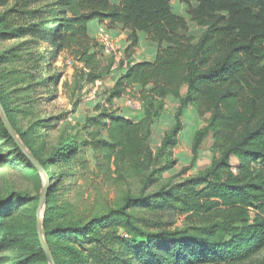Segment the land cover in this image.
<instances>
[{"label": "trees", "instance_id": "trees-1", "mask_svg": "<svg viewBox=\"0 0 264 264\" xmlns=\"http://www.w3.org/2000/svg\"><path fill=\"white\" fill-rule=\"evenodd\" d=\"M40 4L54 19L40 18L29 28L31 34L50 43L56 57L72 53L88 83L110 75L113 66V61L102 65L106 56L91 35L95 21L130 32L128 63L106 93V109L87 120L88 140L81 144L66 135L46 159L18 129L8 92L0 86V103L15 133L47 173L59 162L79 163L83 148L89 147L117 176L116 184L127 189L139 185L128 190L118 209L83 225L61 220L49 189L42 234L55 263L264 264V0H27L20 14L34 20L38 10L32 6ZM5 31L0 30V38L11 40ZM140 34L158 47L153 61L130 60ZM126 96L142 102L140 113L112 110ZM167 101L179 104L178 112L154 151L150 137ZM190 107L200 117L209 115L205 127L194 132L191 166L197 168L209 138L211 164L195 175L184 178L186 168L164 180L177 164L173 151L185 128L181 116ZM0 139L12 146L0 155V165L21 162L39 175L9 134L1 112ZM39 200L40 193L18 192L0 199V264H50L39 240L36 207L28 221L14 216ZM178 217L184 218V227L173 229ZM64 236L74 247L59 253L52 243Z\"/></svg>", "mask_w": 264, "mask_h": 264}, {"label": "rangeland", "instance_id": "rangeland-1", "mask_svg": "<svg viewBox=\"0 0 264 264\" xmlns=\"http://www.w3.org/2000/svg\"><path fill=\"white\" fill-rule=\"evenodd\" d=\"M111 1L113 4L119 3V0ZM26 3L27 0H0V30H6L13 35L11 40L0 38V86L3 91L8 92L7 96L13 111L12 117L18 129L28 134L33 142L32 145L39 149L42 157L46 159L57 147L61 138L66 135L76 137L81 144L88 140L91 125L85 129L86 122L89 118L99 116L102 110L106 109L103 101L109 89L104 85L97 86L98 81L95 86L88 83L83 73V65L72 53L63 52L56 57L50 43L31 34L29 30L31 25L39 24L40 18H43L44 22L53 21L54 16L45 4H40L32 6V9L38 10L34 16L36 19H29V16L20 14L23 13L21 8L23 9ZM173 4L177 8L175 1ZM193 32L198 33L195 26H193ZM145 37L141 34L139 47L145 46L149 50V46L144 43ZM94 39L97 42L96 38ZM126 50L127 47L122 46L120 54L116 53L114 57H103L101 59L103 67H108L113 61L112 69L115 70H111L112 73L125 70L121 63L123 61L128 63ZM138 52L143 53L142 49ZM133 57L130 60L134 62ZM143 58L146 56L140 57L142 60ZM45 80L49 83H45ZM97 89L98 92L95 93ZM135 93L138 92L135 91ZM121 105L126 108L123 103L114 105L112 110L120 112ZM178 108L179 104L166 102L164 117L159 119V126L157 129L153 128L150 137L149 144L152 149L158 148L163 130L174 126ZM208 118L209 115L200 117L194 108L184 111L181 119L185 128L181 135L186 136V142L183 143L184 146L177 145L174 148L172 160L177 161V164L171 173L163 176L164 180L179 175L186 168H189V171L183 176L184 178L195 175L211 164L212 139L209 138L202 145L198 169L191 166L193 155L190 146L187 145L190 140V142L193 140V132L205 126ZM15 136L23 144L18 134L15 133ZM180 142L179 145L182 144ZM24 147L29 152L25 145ZM0 150V155H5L12 151V146L0 139ZM14 157H16L15 154L12 155V158ZM71 159L77 158L71 157ZM26 167L21 162H17L15 166L0 165V199L8 198L16 192L28 194L31 197L40 193L41 198L46 181L49 180L50 190L53 192L52 205L59 208L63 215L61 220L69 225H83L86 221L105 214L111 209H118L128 190L136 191L139 187L136 184L127 189L126 186L116 184L114 179L117 176L89 147L83 148L79 163L73 160L59 162L58 165L51 166L46 174L39 171L37 175ZM35 207L37 221L39 209L44 211L46 207V202L41 205L40 200L36 206L17 209L14 216L28 221L32 219ZM175 220L173 229L184 227V218L178 217ZM52 246L59 253L65 252L67 247H74L71 245V239L65 236L55 240ZM49 262L52 264L50 260ZM85 264H91V262L86 261Z\"/></svg>", "mask_w": 264, "mask_h": 264}, {"label": "crops", "instance_id": "crops-1", "mask_svg": "<svg viewBox=\"0 0 264 264\" xmlns=\"http://www.w3.org/2000/svg\"><path fill=\"white\" fill-rule=\"evenodd\" d=\"M101 26H104V25H101L100 24V22H98V21H95L94 23H92V28H93V34L91 33V35H92V37L93 38H96L97 37V33H98V31H99V28L101 27ZM111 32V34H112V36L114 37V38H116V40L119 42V44H120V46L122 45V46H124V48L125 47H128L129 46V42H128V39H129V36H130V32L128 31V30H124V29H122V28H118V29H115V30H111L110 31ZM140 36V38H141V34L139 35ZM144 43H145V45H148L149 46V50L148 49H146L145 48V46H144V48H140V47H138V49H137V51L139 50V49H142V52L143 53H141V52H136L135 54H134V57H133V59H134V62H142V61H153L155 58H156V56H157V52H158V47H157V45L156 44H154L153 42H151V41H149L146 37H145V39H144ZM121 46V47H122ZM139 46H140V44H139ZM147 51H149V52H147ZM143 57V56H146V58H143V60L142 59H140V57ZM133 61V60H132ZM125 66V65H124ZM112 70H115V69H112ZM124 72L123 71H121L120 73H118V72H113V73H111L110 75H108V76H106V77H104V78H102L101 80H99L97 83H96V85L97 86H100L101 85V87L104 85V86H106L109 90L114 86V84H115V82H116V80L123 74ZM94 86H95V84H94ZM95 93H97L98 92V89L96 90V91H94ZM168 102V101H167ZM170 102H173V101H170ZM124 103V99H120V100H116L115 101V105L116 104H123ZM174 103V102H173ZM177 104V103H176ZM190 108H192V107H190ZM191 110V109H190ZM120 114H124V115H127V116H131L132 115V113L128 110V109H126V108H124V107H122V105H121V109H120ZM158 122H160V121H158ZM184 123V122H183ZM158 126H159V124L158 123H156L155 125H154V129L156 128H158ZM203 127H205V126H203ZM203 127H201V128H203ZM200 129V128H199ZM166 131H167V129H165V130H163V132H162V136H161V138H160V142H159V144H158V148L161 146V143H162V139H163V137H164V135H165V133H166ZM196 131V130H195ZM194 131V132H195ZM194 132H193V134H192V139H193V135H194ZM181 137V139H180V144L181 145H179L178 144V146H184L185 144H183L184 142H186L185 141V139H186V136L185 137H182V135L180 136ZM191 141V140H190ZM189 141V143L187 144V145H189L190 146V148H191V143L192 142H190ZM157 148V149H158ZM157 149H153L154 151H156ZM175 150V149H174ZM175 151H173V153H174ZM200 159V158H199ZM233 164H234V166L236 165V161H234L233 162ZM208 167V166H207ZM206 167V168H207ZM205 168V169H206ZM196 169H198V165H197V168Z\"/></svg>", "mask_w": 264, "mask_h": 264}, {"label": "water", "instance_id": "water-1", "mask_svg": "<svg viewBox=\"0 0 264 264\" xmlns=\"http://www.w3.org/2000/svg\"><path fill=\"white\" fill-rule=\"evenodd\" d=\"M0 108H1V115L3 117V120H4V123L8 129V132L9 134L11 135V137H13V139L15 140L16 144L18 145V147L22 150V152L26 155V157L31 161V163L41 172H44L46 174V172L44 171L43 167L39 164V162L31 155V153H29L24 145L18 141L16 139V136H15V131L10 123V120L4 110V108L2 107L1 103H0ZM48 179V177H47ZM50 189V182L49 180L46 181V184H45V188H44V191L41 195V198H40V204L43 205V203L46 202V199H47V196H48V191ZM42 219H43V210L40 208L39 209V214L37 216V229H38V235H39V240H40V244H41V247L43 249V251L45 252V255L46 257L51 261L52 264H56L55 263V260H54V257L52 255V253L50 252V250L48 249L45 241H44V238H43V235H42Z\"/></svg>", "mask_w": 264, "mask_h": 264}, {"label": "built area", "instance_id": "built-area-1", "mask_svg": "<svg viewBox=\"0 0 264 264\" xmlns=\"http://www.w3.org/2000/svg\"><path fill=\"white\" fill-rule=\"evenodd\" d=\"M96 41L103 51V55L106 57L113 56L114 54H120L122 47L119 45L116 38H114L106 26H101L97 33ZM125 68L127 63H125ZM104 103V101H103ZM124 105L126 108L131 110L132 115H137L142 111V102L139 99L126 96L124 100ZM137 113V114H135ZM236 172V169H233Z\"/></svg>", "mask_w": 264, "mask_h": 264}]
</instances>
